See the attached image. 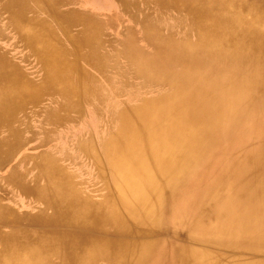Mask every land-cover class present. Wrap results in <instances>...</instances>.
<instances>
[{"label":"bare ground","instance_id":"obj_1","mask_svg":"<svg viewBox=\"0 0 264 264\" xmlns=\"http://www.w3.org/2000/svg\"><path fill=\"white\" fill-rule=\"evenodd\" d=\"M105 1L138 44L112 43L94 0H0L40 65L0 35V264H264V0ZM105 61L155 97L111 104ZM80 98L106 118L96 145L34 142Z\"/></svg>","mask_w":264,"mask_h":264},{"label":"rangeland","instance_id":"obj_2","mask_svg":"<svg viewBox=\"0 0 264 264\" xmlns=\"http://www.w3.org/2000/svg\"><path fill=\"white\" fill-rule=\"evenodd\" d=\"M92 10L96 14H100V18L105 21V27L103 32L108 36V39L112 43L118 45L119 41H122L124 39L125 37L124 29L126 28L129 29V31H133L132 36L135 43L136 40H138L137 44L138 42H140L139 38L136 37V35L140 33L137 24L133 23L130 19H128L127 15L119 7L114 6L112 5V3L105 0H94V2L92 3ZM95 13L92 14L96 15ZM95 17H98V15H96ZM4 22H5V15L4 16L0 15V27H1L0 35L3 36L1 41L2 42L4 41L5 44L9 47L8 48L5 44L0 43L2 44V46L3 45L6 46L4 51H9V53L8 52L7 53L9 54V56H12V60L16 61L20 67H23V70L27 73L28 76L36 77L35 74L32 73L37 71L40 65L36 61V57L34 53L28 48L24 47V45L21 43V40L10 29V27H6V29L4 28L3 26ZM161 28L162 25L160 26V29ZM56 35L61 37V35H59L58 33H56ZM175 36L180 39L178 34H176ZM192 40H194V38H192ZM113 51L124 52L125 50H123L122 48L119 49L116 46H114ZM100 52L104 53L105 50L100 49ZM13 57H15L17 60H15ZM111 59L116 61L115 58H111ZM123 62L124 60L118 61V65L126 67L127 66L126 63ZM33 66L34 68H32ZM107 66L109 67V71L102 72L101 74L98 72V75L102 77L100 79L103 80V87L109 92L107 94L111 104L119 103L121 100H125V99L131 104H133L136 101H138L141 97L144 98L155 97V94L152 89V86L154 85L150 84L147 78L135 77L133 75L134 70H131L128 73L122 75L117 70L119 66H117V69H115L114 65L112 64ZM129 67L127 69H132V67L130 68ZM78 88L80 90L81 86L79 85ZM157 89L161 91L162 89H165V87L160 85V87H157ZM171 89L172 87L171 88L168 87V93L171 91ZM155 90L156 88L154 89V91ZM139 91L140 93H138ZM79 111L81 113L79 115V119L77 123H72V124L65 123L62 125V127L56 129H52L50 126H46L44 132H41L42 130L39 128L36 121L34 124L31 125V129H32L31 133L34 134L33 135L34 142L35 141L40 142L44 138H47V140L50 139V141H48V144L45 147H47L48 149L50 148L62 149V150L65 149L66 151L64 152L71 155L70 159L75 160L76 156H74L73 154H75L74 147L76 141L79 138L86 139L91 144L96 145L98 137L105 135L106 127H107L106 118L102 122H100L99 125L95 122L94 116H96L95 115L96 111L88 107L86 100L82 99V102L80 103ZM44 120L45 122H47L46 119ZM31 133H28L27 135L28 138H30Z\"/></svg>","mask_w":264,"mask_h":264}]
</instances>
